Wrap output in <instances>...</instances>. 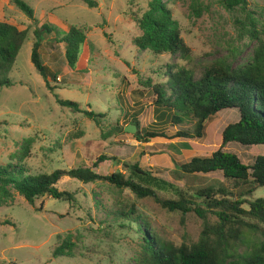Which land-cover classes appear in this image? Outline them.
Wrapping results in <instances>:
<instances>
[{
    "label": "rangeland",
    "instance_id": "1",
    "mask_svg": "<svg viewBox=\"0 0 264 264\" xmlns=\"http://www.w3.org/2000/svg\"><path fill=\"white\" fill-rule=\"evenodd\" d=\"M24 1L33 8V19L10 0H0V21L27 30V38L6 74L12 84L0 88V166L16 162L14 154L22 140L30 138V153L24 164L31 175L75 167H90L98 174L109 175L123 170L121 163L126 161L137 162L142 169L179 188L224 182L220 172L180 178L175 164L194 156L207 157L217 150L222 130L238 118L235 110H222L207 119L201 138L157 137L142 143L124 130L107 138L102 134L112 126L124 128L133 120H137L140 133L157 129L170 138L178 129L191 130V121L176 126L168 120L159 122L147 79L163 82L167 66L185 67L198 78L215 60H224L232 68L249 61L258 42L246 29L249 26L244 12L228 10L220 0H198L201 13L197 17L189 0H163L190 48V56L182 59L178 54H154L132 44L142 33L135 18L147 9L150 0H94L95 7L81 0ZM247 1L246 13L261 34L264 0ZM43 24L54 28L51 33L41 32L39 47L41 59L53 75L48 81L50 88L30 61L36 41L33 31L41 30ZM72 25L90 28L74 70L66 64L65 45L60 41ZM57 98L75 101L82 109L104 117L96 124L82 113L60 106ZM260 149V145L245 147L237 143L223 146L245 164L251 163ZM100 155L116 160L107 159L93 167ZM56 187L71 192L75 200L41 196L30 204L11 190V199L0 206V264H138L142 244L138 223L146 222L148 227L143 229L175 245L195 241L203 225L193 212H168L152 199L137 198L128 189L105 181L83 183L64 175ZM157 193L163 198H176L170 190ZM257 197H264V187L248 198ZM132 205L133 215H118ZM209 218L214 219L211 215ZM5 220L9 223L3 224ZM67 236L72 242L70 251L54 256V249Z\"/></svg>",
    "mask_w": 264,
    "mask_h": 264
},
{
    "label": "trees",
    "instance_id": "2",
    "mask_svg": "<svg viewBox=\"0 0 264 264\" xmlns=\"http://www.w3.org/2000/svg\"><path fill=\"white\" fill-rule=\"evenodd\" d=\"M10 1L26 17L34 18L33 8L24 0ZM81 1L89 7L96 6L94 0ZM189 1L192 13L198 17L201 13L198 0ZM220 2L228 10L238 8L247 15L245 19L249 27L246 29L252 39L258 42L251 59L237 68H232L224 60H215L204 67L198 78L194 77V71L185 67L167 66L163 82L151 83L147 79L146 85L150 86L155 96L153 105L159 122L168 120L176 126L187 120L192 122V129H178L170 138L163 130L146 129L141 133L137 131L134 138L142 143L157 137L201 138L207 119L222 110H235L238 118L222 130V143L217 150L207 157L194 156L187 162L175 164L180 178L184 175L220 172L225 183L195 189L179 188L142 169L137 162L126 161L121 163L123 170L109 175L98 174L90 167L56 169L49 174L31 175L24 164L30 153L31 139L25 138L19 151L14 154L17 161L0 166V206L11 199V190L30 204L41 196L73 202L75 199L71 192L56 187L64 175L83 183L105 181L118 189H128L137 198L152 199L168 212H180L182 215L193 212L203 222L195 241L179 245L150 234L147 229H143V226L148 227L146 222L138 223L137 231L142 240L138 264H264V197L248 198L264 187V29L259 34L246 13L247 0ZM135 21L142 31L132 40L138 49H148L154 54H178L182 59L190 56V48L181 37L178 24L163 0H150L147 9ZM41 27V30L33 31L36 41L31 49L30 61L50 88L48 81L52 74L41 59L39 47L41 32L51 33L54 28L49 24ZM88 31L89 27L72 25L60 38L65 45L66 64L71 70L76 68ZM26 38V29H19L8 21H0V88L12 84L6 74L12 68ZM57 103L82 113L96 124L104 117L102 113L82 109L75 101L57 98ZM132 124L138 127L137 120H133ZM122 132L123 127L116 125L102 135L107 138ZM228 143L245 147L260 145L261 149L252 157L251 163L245 164L235 154L223 150V146ZM107 159L116 160L115 157L100 155L93 167ZM159 190H170L176 198L160 197L157 193ZM133 213L135 208L132 205L125 211L120 210L118 215L130 217ZM210 215L214 217L213 220H210ZM7 223V220L3 221V224ZM71 246V238L67 236L54 249L53 255H62L70 251Z\"/></svg>",
    "mask_w": 264,
    "mask_h": 264
},
{
    "label": "water",
    "instance_id": "3",
    "mask_svg": "<svg viewBox=\"0 0 264 264\" xmlns=\"http://www.w3.org/2000/svg\"><path fill=\"white\" fill-rule=\"evenodd\" d=\"M124 132L133 133L137 132V126L135 124H128L123 128Z\"/></svg>",
    "mask_w": 264,
    "mask_h": 264
}]
</instances>
